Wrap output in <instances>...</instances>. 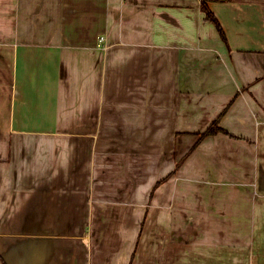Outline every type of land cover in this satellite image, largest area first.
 I'll use <instances>...</instances> for the list:
<instances>
[{"label":"crops","instance_id":"crops-1","mask_svg":"<svg viewBox=\"0 0 264 264\" xmlns=\"http://www.w3.org/2000/svg\"><path fill=\"white\" fill-rule=\"evenodd\" d=\"M202 1L0 0V264H264V0Z\"/></svg>","mask_w":264,"mask_h":264},{"label":"trees","instance_id":"trees-1","mask_svg":"<svg viewBox=\"0 0 264 264\" xmlns=\"http://www.w3.org/2000/svg\"><path fill=\"white\" fill-rule=\"evenodd\" d=\"M202 10L206 14V18L216 26V28L218 29V32L220 33V36L222 37V39L224 41H227L226 34H225L224 29L222 28V25L220 24V22L217 19V17L213 14V12L209 9V7H208V5L206 3V0L202 1ZM220 132L228 134V132H226L222 128H220L219 120H217L209 127V129L204 134L201 135L200 140L192 147V149L190 150V152L188 153L187 156L191 155L197 149V147L199 146V143H200V141L202 139H204V138H206L208 136L216 135V134H218ZM180 165H181V163H178L177 168L173 172L174 174L177 173V170L179 169Z\"/></svg>","mask_w":264,"mask_h":264},{"label":"rangeland","instance_id":"rangeland-1","mask_svg":"<svg viewBox=\"0 0 264 264\" xmlns=\"http://www.w3.org/2000/svg\"><path fill=\"white\" fill-rule=\"evenodd\" d=\"M208 129H209V128H208ZM208 129H207V130H208ZM207 130H206V131H207ZM206 131H205V132H206ZM205 132H204V133H205ZM204 133H201V134H199L198 136L201 138V135L204 134ZM200 143H201V142H200ZM200 143H199V144H200ZM187 155H188V153L186 154V156H187ZM186 156H185V157H186ZM185 157H184V158H185ZM184 158H180V159L178 160L179 163H181V162L184 160ZM178 170H179V169H178ZM178 170H177V172H178ZM173 175H175V174H173ZM176 175H177V174H176ZM166 180H167V179L165 178V179L162 180V182H159V183H160V184H161V183H164ZM159 183H158V184H159ZM160 184H159V185H160ZM142 185H144L143 182H142ZM154 192H155V191H153V192L151 193V196L149 197V198H150V201L153 200V194H154ZM262 241H264V240L262 239ZM257 247H258V252L260 253L259 255H260V257L262 258L261 255L264 256V244L261 245V242L259 241Z\"/></svg>","mask_w":264,"mask_h":264},{"label":"built area","instance_id":"built-area-1","mask_svg":"<svg viewBox=\"0 0 264 264\" xmlns=\"http://www.w3.org/2000/svg\"><path fill=\"white\" fill-rule=\"evenodd\" d=\"M104 42H105V38L101 37L100 40H99L100 45H102Z\"/></svg>","mask_w":264,"mask_h":264}]
</instances>
